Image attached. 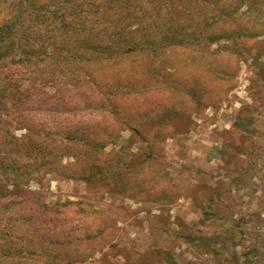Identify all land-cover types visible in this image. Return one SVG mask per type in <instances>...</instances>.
Listing matches in <instances>:
<instances>
[{
    "label": "rangeland",
    "instance_id": "374dc122",
    "mask_svg": "<svg viewBox=\"0 0 264 264\" xmlns=\"http://www.w3.org/2000/svg\"><path fill=\"white\" fill-rule=\"evenodd\" d=\"M0 32V264H264V0H0Z\"/></svg>",
    "mask_w": 264,
    "mask_h": 264
},
{
    "label": "trees",
    "instance_id": "16d2710c",
    "mask_svg": "<svg viewBox=\"0 0 264 264\" xmlns=\"http://www.w3.org/2000/svg\"><path fill=\"white\" fill-rule=\"evenodd\" d=\"M11 32V31H10ZM8 33H9V31H8ZM16 35V34H15ZM179 36V35H178ZM14 36H12L11 34H4V33H2V32H0V43H2V42H4V43H8V42H11V40H12V38H13ZM153 44H155V45H159L160 44V41L159 40H157V39H153ZM0 56H1V53H0Z\"/></svg>",
    "mask_w": 264,
    "mask_h": 264
}]
</instances>
